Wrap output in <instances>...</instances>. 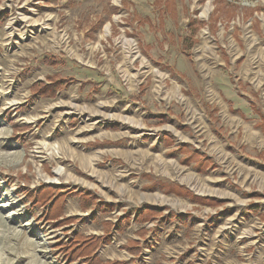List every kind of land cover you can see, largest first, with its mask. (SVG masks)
Listing matches in <instances>:
<instances>
[{"label":"rangeland","instance_id":"rangeland-1","mask_svg":"<svg viewBox=\"0 0 264 264\" xmlns=\"http://www.w3.org/2000/svg\"><path fill=\"white\" fill-rule=\"evenodd\" d=\"M100 262L264 264V0H0V264Z\"/></svg>","mask_w":264,"mask_h":264},{"label":"trees","instance_id":"trees-1","mask_svg":"<svg viewBox=\"0 0 264 264\" xmlns=\"http://www.w3.org/2000/svg\"><path fill=\"white\" fill-rule=\"evenodd\" d=\"M192 22H197V24H199L200 22L194 18L189 19V27H190V33L191 34L188 33V36H189V41L193 43V42H195V39L193 38V34L197 30V28H196V26L191 25ZM94 28H96V27H94ZM184 40L186 41V39H184ZM186 46H187V43L184 42V47H186ZM118 142H120V141H118ZM100 264H103V262H100Z\"/></svg>","mask_w":264,"mask_h":264},{"label":"bare ground","instance_id":"bare-ground-1","mask_svg":"<svg viewBox=\"0 0 264 264\" xmlns=\"http://www.w3.org/2000/svg\"><path fill=\"white\" fill-rule=\"evenodd\" d=\"M50 148H52V151H51V154L54 152V149H53V147H55V145H52V146H49ZM53 155V154H52ZM82 158H84V157H82ZM82 160V159H81ZM86 161H88V160H86ZM88 165V164H87ZM86 168V167H85ZM60 169H61V166H57L56 167V169H55V173H60ZM45 179L46 180H48V181H51V180H53L54 178H52V177H49V176H45Z\"/></svg>","mask_w":264,"mask_h":264}]
</instances>
